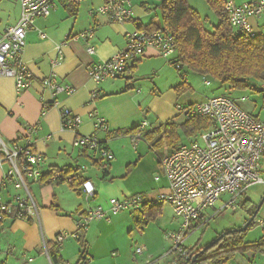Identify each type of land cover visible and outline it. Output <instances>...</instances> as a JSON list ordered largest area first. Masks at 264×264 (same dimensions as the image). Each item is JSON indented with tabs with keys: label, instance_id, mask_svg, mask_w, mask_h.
I'll list each match as a JSON object with an SVG mask.
<instances>
[{
	"label": "crops",
	"instance_id": "crops-1",
	"mask_svg": "<svg viewBox=\"0 0 264 264\" xmlns=\"http://www.w3.org/2000/svg\"><path fill=\"white\" fill-rule=\"evenodd\" d=\"M160 1L130 0L131 18L121 24H111L105 17L95 16V11L102 4L101 0H57L50 15L36 19V29L26 32L25 49L21 59L27 66L33 82L28 89L17 93L13 80L0 77V140L7 146L15 142L25 143L28 130L38 125L40 129L31 135L30 149L42 157L39 164L40 174L47 175L53 169L63 172L77 170L76 172L82 178L81 183L91 181L95 187V193L91 199L85 200L81 186L77 194L68 186L70 183L65 180L64 183L48 185L43 182H29L27 188L38 209L37 220L7 219L0 223L3 235L0 238V243L2 241L0 254L3 252L5 255L16 257L15 252L19 250L21 257L27 259V262L31 261L33 256H39L50 264L48 244L54 245V236L66 233L67 238L57 249L62 264H85L82 262L87 259H89L87 264H102L106 260L107 250H118L114 244V235L111 236L116 228L110 220L95 221V225L91 227L87 235L91 240L100 238V241L96 244L90 241L89 248L81 249L77 239L78 235L84 232L77 230L76 223L88 209L102 204L107 206L109 199L127 198L126 195L134 191L129 182L140 180L141 175L138 177L123 175V177L109 179L110 172L117 169L118 157L122 154V150L111 148V146L121 139L125 140V143L128 139L131 142V136L137 133V130L126 135H116L115 132L135 129L142 122L147 123L142 138L138 139L134 146V151L138 155L134 168L141 169L142 161L139 162V160H142V157L139 151L145 133L168 120L183 119L182 110L217 96V94H207L200 90L201 84L204 89L210 86V82L208 86L204 85L208 77H202L183 68L182 74L186 79H182L181 73L175 74L174 66L159 56L154 49H148L141 59L130 64L123 77L99 84L88 78L87 68L89 66L103 62L125 49L127 33L137 28L144 30L152 22L160 26ZM227 1L242 5L252 0ZM189 6L197 11L193 5ZM0 9H2L1 32L6 26L16 23L19 12L14 16L4 14L6 9L4 4H0ZM213 24L216 23L213 22ZM249 24L256 35L264 36V19H252ZM37 30L44 34V37H40ZM88 31H92L89 44L95 48L94 55L87 54V46L83 40H73L74 36ZM58 57L61 60H57ZM133 69H135L134 72ZM52 76L56 84L73 88V93L70 95L55 94L46 89L42 84L43 80ZM196 78L201 81V83L197 81L200 83L199 86H195ZM181 84L189 86V91L183 94L176 92L175 88ZM217 84L219 83L216 82ZM219 85L224 90L221 95H229L235 101L242 98L237 95L234 97L235 91L228 85ZM258 96L262 99V94L255 95V97ZM246 103V101H239L241 105L239 107L248 112L247 107L244 106ZM253 103L257 104L256 101ZM45 106L48 108L45 109ZM61 109H65L80 119L77 130L70 131L61 128L59 122ZM248 114L262 119L263 106L261 110H257V105H254ZM99 120L103 123L97 126ZM89 135H94L100 143L99 146L113 155L110 162L101 159L95 151L79 150L72 146L77 136ZM131 159L125 156L128 162ZM142 165V169H145V164ZM128 166L132 164L129 163ZM104 169L107 171L106 176L102 175ZM155 169L162 175V181L160 178H155L157 180L155 182L159 184L158 193L152 191L144 195L149 199H154L157 194L164 192L167 186L159 163ZM50 175H47L44 182ZM68 176L71 177V174ZM176 222L177 226L176 223L175 226L172 225L171 232L177 230L179 220ZM72 234L76 236L72 237ZM2 247L5 251H2ZM144 248L146 250V247ZM143 251L142 249V253ZM147 253L148 258L144 260L141 258V261H135L134 264H151L153 252L147 251ZM136 255L138 254L135 253L133 257L135 258ZM81 256L82 259H80ZM166 259L164 263L174 264V255ZM118 260H122L121 256L116 255L112 260L113 264H125Z\"/></svg>",
	"mask_w": 264,
	"mask_h": 264
},
{
	"label": "built area",
	"instance_id": "built-area-1",
	"mask_svg": "<svg viewBox=\"0 0 264 264\" xmlns=\"http://www.w3.org/2000/svg\"><path fill=\"white\" fill-rule=\"evenodd\" d=\"M16 1L20 8L19 18L14 25L6 26L0 32V77L13 80L15 90L20 93L33 82L21 59L26 32L36 29V19L50 15L57 0ZM101 1L95 16L101 15L111 24H121L131 18L130 0ZM224 12L228 17V25L235 33L252 38L256 33L249 23L252 19H264V0H252L242 5L226 0ZM37 33L44 37L40 31L37 30ZM125 37L124 50L87 68L88 78L92 82L99 84L125 76L130 64L141 59L148 49H154L167 61L175 55L173 37L165 28L158 27L153 31L136 29ZM91 38L92 31H88L74 36L73 40H83L87 46V54L94 55L95 48L89 44ZM57 60L61 58L58 57ZM173 66L177 71L183 69L178 63ZM183 77L184 74L181 75L182 79ZM54 79L52 76L43 80L42 84L55 94L73 93V88L58 85ZM204 85L208 86L209 81H204ZM259 88L258 93L262 94L264 103V85ZM247 100L249 98L244 96L239 101ZM46 108L48 107L45 106ZM45 109H42L43 112ZM193 116L206 117L210 127L198 133L189 143L179 145L161 160L160 166L167 185L164 193L157 194L154 199L140 195L110 199L105 210L101 206L86 210L76 223L77 230L86 232L90 222L109 221L111 215L125 211L138 212L143 207L167 203L174 217L179 220L177 230L166 235L172 241L170 253L176 257L174 264L179 259L185 262L190 260L191 255L183 245L188 235L205 225L212 214L234 209L245 190L253 185L264 184L260 165L264 159V116L260 119L248 114L232 98L225 95H217L190 106L185 110L184 117ZM79 120L65 109L60 110L59 122L63 130H77ZM102 123L99 120L97 126ZM146 127V122L137 127V133L131 136L132 145L135 146L138 139L142 138ZM39 129L38 125L30 128L25 143L15 142L7 146L0 140V223L7 219L37 220L38 209L27 186L29 182H40L42 178L39 171L42 157L30 149L31 135ZM99 144L94 135H89L77 136L72 146L79 150L95 151L101 159L110 162L113 155ZM63 178L62 172H53L45 182L57 183ZM64 180L70 183V176L67 175ZM81 190L85 200L91 199L95 193V187L89 180L81 184ZM218 203H221L219 207L216 206ZM258 223L262 224L261 220ZM67 236L66 233L54 236V245L60 248ZM75 236L76 234H72V237ZM135 253L141 255L142 249H137Z\"/></svg>",
	"mask_w": 264,
	"mask_h": 264
},
{
	"label": "trees",
	"instance_id": "trees-1",
	"mask_svg": "<svg viewBox=\"0 0 264 264\" xmlns=\"http://www.w3.org/2000/svg\"><path fill=\"white\" fill-rule=\"evenodd\" d=\"M204 1L210 8L211 13L217 18V23L210 24L208 29L203 26L204 23L200 14L189 6L188 1L161 0L159 13L160 26L152 22L144 30L153 31L158 29V26L169 31L175 45V55L169 61L172 66L178 63L182 68H186L202 77H211L215 82L223 86L228 85L234 91L242 92L248 89V91H253L254 94H260L258 93L259 87L264 85V36L256 35L251 38L235 33L230 25H228V17L226 12H224L226 0ZM175 89L176 92L182 94L185 91H189L190 88L189 86H185V84H181ZM225 96L227 95L225 94ZM186 109L181 112L183 119L179 121L176 118L168 120L157 128L150 130V132L148 131L143 136V139L146 140L149 146V142L153 141L150 146L153 150H157L164 145L168 146L169 150L161 155L162 157L158 161L159 165L166 155L171 154L179 145L183 144L184 137H195L198 133L210 127V122L206 117H184ZM136 130L137 128L115 132V134L126 135ZM105 170H102L103 176L107 175V171ZM76 171L66 170L63 172L53 169L47 175L53 172H62L64 178L59 183H64L66 175L71 174L68 186L79 194L78 188L84 181L81 183L82 178ZM47 175L42 176L40 182L46 183L44 179ZM48 184H56V182ZM247 203H249L247 200H243L237 205L245 208L248 205ZM159 207L161 205L143 207L141 211H138V217L133 218V222L136 223L139 229L146 227L148 225L147 220L156 215L160 210ZM255 208L256 204L248 211L247 217L250 218ZM255 220L256 218L249 225L248 229L255 225ZM248 229L242 233L227 235L205 253L197 256L195 264H227L236 252H243L247 249L263 255L264 237L260 238L253 245L244 242V235ZM77 240L82 245L81 249H84L85 246L81 243L80 237ZM47 247L50 264H62L59 251L57 250L59 248L51 244H48ZM202 248L198 246L188 248L191 255L189 257L190 260L185 262L179 259L177 264H192V257L197 255ZM80 259H82V256Z\"/></svg>",
	"mask_w": 264,
	"mask_h": 264
},
{
	"label": "rangeland",
	"instance_id": "rangeland-1",
	"mask_svg": "<svg viewBox=\"0 0 264 264\" xmlns=\"http://www.w3.org/2000/svg\"><path fill=\"white\" fill-rule=\"evenodd\" d=\"M155 2L159 0H153ZM187 1V0H186ZM193 5L194 8L197 9L198 13L203 19V23L206 27V29L209 28L210 24H213V22L217 23V18L213 13H211L210 8L206 4L204 0H188V4ZM1 5L4 4L5 6V11L3 12L4 14L8 13L9 16H14L16 15L20 8L19 4L16 0H1L0 2ZM189 4V5H190ZM160 11V10H159ZM1 15H2V9H0V21H1ZM204 19H207V22H204ZM133 72L135 69L132 70ZM186 73L188 72L187 70H184ZM173 72L178 75V73L182 75V70L177 71L175 68L173 69ZM187 77V76H185ZM184 78V77H183ZM186 79V78H184ZM210 82V86L207 87V89L202 88L201 84V89L202 92H206L207 94H217L221 95L224 90H222L219 86V84L216 85V82L210 78H208ZM195 86L200 85L201 81L196 78L195 79ZM197 81H199L197 83ZM218 86V87H217ZM234 91V90H233ZM188 92V91H187ZM186 93V91H185ZM183 94V93H182ZM233 94V92H232ZM244 97L246 96L249 98L247 100L246 104L244 106L247 107V111L250 112L254 105H257V110H261L263 106V101L262 99L258 96L255 97L256 94H254L253 91H235L233 96L235 97ZM190 96V95H187ZM228 97L232 98L233 97L227 95ZM194 98V97H190ZM253 103V102H255ZM238 106L241 107V103L239 104V101H235ZM243 110V109H242ZM196 137V136H195ZM195 137H190V138H183V143H187L188 141H191L195 139ZM118 140V139H116ZM141 142V141H140ZM143 143L140 147L139 154L142 157V163H140V168L137 169L134 168L136 164V160L138 159V155L134 151V145L130 142L128 139L125 143V140L121 139L120 141L116 142L111 146V148H117L119 150H122V154L119 159V165L117 166V169L115 171L110 172L109 179L112 177H123V175H134L135 177H138L140 174V180H132L129 183L132 186V189H134L133 192L130 191V194L126 195L127 197H132L135 195H140L144 196L152 191L158 193V183L155 182V178L157 177L160 180L162 179V175H160L157 170L155 169L156 166H158V163L156 164L157 161L162 157L164 153H166L169 148L168 146H162L161 148L157 150H153L150 146L153 141H150L149 144H147L146 140L142 139ZM189 143V142H188ZM144 150V151H143ZM143 151V152H142ZM125 156L132 158L130 162L128 160H125ZM132 164V166H128ZM145 164L146 168H143V165ZM261 174L263 180H264V159L261 161ZM126 167H129L128 169ZM127 169V170H126ZM135 169V170H134ZM96 170V169H95ZM121 173V174H119ZM122 175V176H119ZM161 176V177H160ZM108 179V182H109ZM127 180H125L126 182ZM162 181V180H161ZM67 184V183H65ZM150 191V192H147ZM165 191V190H164ZM153 192V193H154ZM164 193V192H163ZM264 195V184H257L251 186L249 189L245 190L241 198L239 199L238 203H241V201L247 200L249 203L246 205L245 208H242V206H236L234 209H228L224 210L221 213H215L212 214L209 220L206 222L205 225L199 227L197 230L192 231L188 237L184 241V246L186 249L192 248L194 246L198 247H205L212 243L215 239H217L222 233L233 230V229H238L240 228L246 219H248V211L251 209V207L257 203L260 202L261 198ZM116 198H122V197H116ZM110 200V199H109ZM108 200V201H109ZM108 203V202H107ZM221 203L216 204L217 207L220 206ZM103 210L107 209L106 205H100ZM160 210L156 213V215L153 218H150L148 221V225L146 227H143L142 229H139V227L136 225L135 222H133V218L138 217L139 212H132L131 211H125L122 213L117 214L116 216H110V222L112 225L116 228L114 233H112L113 240L115 241L114 244L117 246L118 250H107L105 257L106 260L102 262V264H113V259L116 255L121 256L122 260L118 261H123L125 264H134L135 261L139 262L141 261V258L143 260L148 256L147 251L153 252V257L151 259V264H169V263H164L167 259L166 257L171 256L172 257V241L166 237L167 234L171 232V227L172 225L177 226L178 221L172 212L171 207L167 203H163L161 207H159ZM255 225L248 229V231L244 235V242L253 245L257 241H259L260 238L264 237V202H262V206L260 210L258 211V214L255 216ZM207 218V217H206ZM261 220L262 224H259L258 221ZM95 222V221H94ZM94 222L89 223L88 227L86 228V232L80 233L78 236L80 237L81 243L85 246V248H89L88 243L92 241L91 243L96 244L98 241H100V238L93 239L87 235L88 231L91 229L93 225H95ZM103 222V221H102ZM3 235L1 234V229H0V238ZM111 237V239H112ZM73 239V238H72ZM107 239V238H106ZM2 243V241H1ZM0 243V245H1ZM79 247L82 248V245H80V242L78 243ZM248 245V246H250ZM146 247V250L145 248ZM84 248V249H85ZM143 249V253L140 255H136L135 258L133 257L137 249ZM2 251H5L4 248L2 247ZM17 250L15 252L16 257L14 255H5V253L0 254V264H47L44 258L39 257V256H33L32 260L27 262V259H24L21 257L20 252ZM146 251V252H145ZM115 255L114 257L112 255ZM89 259L87 261L82 262L87 264ZM227 264H264V255H261L258 252H254L251 250H245L243 252H236L235 255H233V258L227 263Z\"/></svg>",
	"mask_w": 264,
	"mask_h": 264
},
{
	"label": "water",
	"instance_id": "water-1",
	"mask_svg": "<svg viewBox=\"0 0 264 264\" xmlns=\"http://www.w3.org/2000/svg\"><path fill=\"white\" fill-rule=\"evenodd\" d=\"M262 202H264V195L261 198L260 202H258L255 210L253 211L252 215L250 216V218L238 229H233L227 232L222 233L217 239H215L212 243H210L209 245L205 246L204 248H202L197 255L192 257V264H195L196 261V257L205 253L209 248H211L215 243L219 242L221 239H223L224 237H226L229 234H233V233H242L244 231H246V229H248L249 225L254 221V219L256 218L255 216L258 214V211L260 210L261 206H262Z\"/></svg>",
	"mask_w": 264,
	"mask_h": 264
}]
</instances>
